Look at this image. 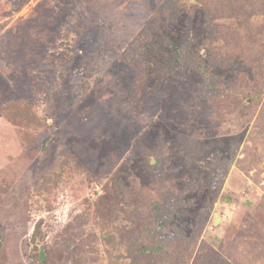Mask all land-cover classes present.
<instances>
[{
	"label": "rangeland",
	"instance_id": "rangeland-1",
	"mask_svg": "<svg viewBox=\"0 0 264 264\" xmlns=\"http://www.w3.org/2000/svg\"><path fill=\"white\" fill-rule=\"evenodd\" d=\"M258 233L264 0H0V264Z\"/></svg>",
	"mask_w": 264,
	"mask_h": 264
},
{
	"label": "trees",
	"instance_id": "trees-1",
	"mask_svg": "<svg viewBox=\"0 0 264 264\" xmlns=\"http://www.w3.org/2000/svg\"><path fill=\"white\" fill-rule=\"evenodd\" d=\"M253 237L255 241L253 243L249 242L246 249L242 248L240 250L239 243L235 246H228L227 244V247L220 252L213 248H208L203 254L197 252L193 259L191 256L194 250V244L188 239L173 237L169 238L167 241L169 246L165 249V254L159 258L164 264H264V237L260 236L259 233ZM226 249H228V255ZM150 250L153 251V249H143L141 254L143 255L146 252L147 255L150 254L149 256L152 257L154 254Z\"/></svg>",
	"mask_w": 264,
	"mask_h": 264
},
{
	"label": "water",
	"instance_id": "water-1",
	"mask_svg": "<svg viewBox=\"0 0 264 264\" xmlns=\"http://www.w3.org/2000/svg\"><path fill=\"white\" fill-rule=\"evenodd\" d=\"M217 221H219V218H217L215 221H214V223H217ZM43 251H42V249H40V259H43Z\"/></svg>",
	"mask_w": 264,
	"mask_h": 264
}]
</instances>
